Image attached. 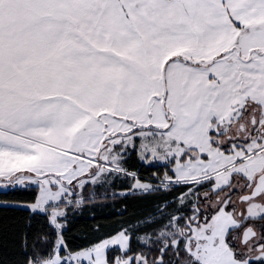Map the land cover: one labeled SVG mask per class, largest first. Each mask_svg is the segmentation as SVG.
Here are the masks:
<instances>
[{
  "label": "snow or ice",
  "instance_id": "1",
  "mask_svg": "<svg viewBox=\"0 0 264 264\" xmlns=\"http://www.w3.org/2000/svg\"><path fill=\"white\" fill-rule=\"evenodd\" d=\"M0 264H264V0H0Z\"/></svg>",
  "mask_w": 264,
  "mask_h": 264
},
{
  "label": "trees",
  "instance_id": "2",
  "mask_svg": "<svg viewBox=\"0 0 264 264\" xmlns=\"http://www.w3.org/2000/svg\"><path fill=\"white\" fill-rule=\"evenodd\" d=\"M87 215H88V213L86 212V213H85V216H87Z\"/></svg>",
  "mask_w": 264,
  "mask_h": 264
}]
</instances>
